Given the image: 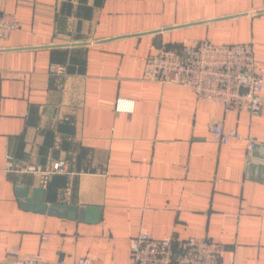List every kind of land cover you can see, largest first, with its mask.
I'll return each mask as SVG.
<instances>
[{"label": "crops", "instance_id": "crops-1", "mask_svg": "<svg viewBox=\"0 0 264 264\" xmlns=\"http://www.w3.org/2000/svg\"><path fill=\"white\" fill-rule=\"evenodd\" d=\"M1 11L22 26L0 38V260L17 248L127 264L146 230L264 264V164H247L244 140L218 144L210 130L223 118L254 134L264 158V114L145 79L162 46L205 38L250 42L264 73V0H0ZM54 62L64 75L49 73ZM12 159H63L67 172H21Z\"/></svg>", "mask_w": 264, "mask_h": 264}, {"label": "built area", "instance_id": "built-area-1", "mask_svg": "<svg viewBox=\"0 0 264 264\" xmlns=\"http://www.w3.org/2000/svg\"><path fill=\"white\" fill-rule=\"evenodd\" d=\"M21 26L15 13L0 12V38L8 37ZM66 70L64 63L54 62L50 65L49 73L64 75ZM145 79L189 88L205 104H219L225 112L247 109L253 115L264 114V73L258 68L250 42L225 43L205 38L191 39L182 47L162 46L149 58ZM125 108L130 106L122 107ZM210 130L214 142L218 144H227L232 139L244 140L247 164H264V158L255 155L259 140L254 134L226 128L223 118L213 122ZM8 168L42 175L67 172L63 159L57 160L52 168H44L41 164L24 159H12ZM227 251L225 244L210 239L189 238L178 246L170 237L155 238L142 230L130 240L127 264H235L233 258H224ZM0 264L97 263L87 256L50 261L39 253H23L14 248L0 260Z\"/></svg>", "mask_w": 264, "mask_h": 264}, {"label": "water", "instance_id": "water-1", "mask_svg": "<svg viewBox=\"0 0 264 264\" xmlns=\"http://www.w3.org/2000/svg\"><path fill=\"white\" fill-rule=\"evenodd\" d=\"M54 213L63 214L65 213V207L64 206H52L50 209Z\"/></svg>", "mask_w": 264, "mask_h": 264}]
</instances>
